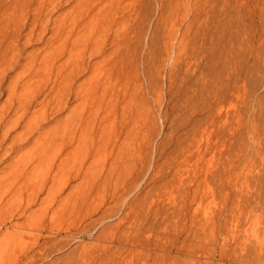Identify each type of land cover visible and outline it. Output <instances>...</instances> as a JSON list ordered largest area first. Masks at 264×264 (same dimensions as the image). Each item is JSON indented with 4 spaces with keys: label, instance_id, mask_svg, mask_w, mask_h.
<instances>
[{
    "label": "rangeland",
    "instance_id": "1",
    "mask_svg": "<svg viewBox=\"0 0 264 264\" xmlns=\"http://www.w3.org/2000/svg\"><path fill=\"white\" fill-rule=\"evenodd\" d=\"M189 1L192 0H0V264H264V0H232V13L221 22L223 28L218 30L221 44H217L223 51L218 55V70L222 77L219 118L214 124L216 127L211 121L207 125L202 122L198 137L196 135L202 144L193 146V155L198 160L194 157L196 163L191 159L194 162L189 161L192 163L190 167L182 166L183 170L188 167L186 176L182 170V179L184 176L187 179L184 177L182 182L177 179L176 183L166 169L160 172L163 175L152 171L160 162L158 148L163 145L162 151L166 153L174 129L172 104L166 101L170 98L168 68L171 67L166 58L175 49L182 29L179 23L191 5ZM88 20L91 21L89 24ZM77 30H82L77 38L78 44L74 42L79 35L75 36ZM230 30L233 32V47L230 46ZM136 31L139 33H134ZM159 31L163 38L159 39ZM134 34H139L138 39ZM90 35L97 38V46L90 44ZM139 37L143 39L137 41ZM134 40L139 45L144 43L143 46H137ZM149 40L152 46L145 45ZM162 42L166 45L161 46ZM158 46L164 49L161 52L163 59L159 53L162 48L160 50ZM125 47L131 54L139 50L143 54L154 48L152 58L156 76L153 81L157 79V84H163V87L156 82L147 87L148 80L144 73L140 74L141 88L147 90V93L143 92L145 100L150 98L148 102L151 101L150 105L146 101L151 109H147L151 116L147 115V123L156 121V126L154 122L148 123L150 128L148 124L142 126L130 162L128 159L126 163L119 161L112 169L109 163L113 153L106 145L107 141H103L108 138L102 139L103 131L107 136L106 131L98 128L100 120L106 118V104L95 103L89 97L83 100L73 97L83 91L81 83L84 80L95 74L104 75L107 62L110 66L116 56L125 53ZM155 49L160 51L156 53ZM91 55H94L92 62H98V66L86 70L73 85L70 81L66 83L67 91L63 90L61 64L66 61L70 66L81 58L88 60ZM63 93H66L65 97L70 96L65 100L68 107L65 109L61 101ZM71 108H76L77 112H72ZM87 113L90 124L88 120L83 121ZM96 116L100 120L95 119ZM80 126L85 128V134L93 129L97 132L95 137L102 133L100 142L98 138L89 139L83 133V137L78 135L81 140L78 136L72 139V131H79ZM68 138L72 144H67ZM93 138L97 140L94 149L91 146ZM143 141L150 146L145 147ZM61 142L65 143L62 145ZM73 146L75 152L71 158V154L68 155L65 165L61 164L60 159L64 157L61 154ZM81 149L83 153L79 155ZM87 152H95L93 155L96 154L97 158L93 156L92 159ZM99 158L102 161L107 159L106 166L101 165V160L96 163ZM84 159L86 161H82ZM141 167L146 172L143 170L141 178H137L136 170ZM79 168L82 174L77 175ZM191 168L197 172H189ZM74 169L77 173L72 177ZM86 171L93 173L89 175ZM97 172L101 177H96ZM105 172L109 175H104ZM152 173H155L154 178ZM103 175L109 181L99 182L100 179L106 180L102 179ZM189 175L192 180H188ZM111 177L115 178L111 180ZM151 183L158 185L154 187ZM169 184L178 185L180 189L173 186L176 191L169 193ZM182 184L197 186V192L190 190L191 187L183 190ZM166 185L170 189H165ZM163 189L169 191L161 193ZM165 198L170 204L172 202L170 209L167 208L169 213L160 207ZM174 204L177 209L171 213ZM158 206L161 209H157Z\"/></svg>",
    "mask_w": 264,
    "mask_h": 264
},
{
    "label": "bare ground",
    "instance_id": "2",
    "mask_svg": "<svg viewBox=\"0 0 264 264\" xmlns=\"http://www.w3.org/2000/svg\"><path fill=\"white\" fill-rule=\"evenodd\" d=\"M232 0H192V1H189V2H191V5L189 4V6L187 7V10H186V13H185V15H184V17L182 18V21H181V19L179 20V21H181V23H179L180 25L182 24V29H181V32H180V34H179V31L177 32V34H179L178 36V38H177V43H176V46H175V49L174 50H170L171 52H170V56L168 57V58H166V59H168V62L170 63L169 64V67L170 68H168V69H170V72H168V74H169V79H170V85H168L169 87V90H170V94H168V95H170L169 97V99H167V97H166V101H171V106H172V111H173V116H174V121H173V123H174V126H172V127H174V129L172 130V134L170 135L171 136V139L169 138V141L170 142H168V149L166 150V153L164 154L163 153V148H164V146L162 145V147H160L161 148V151H160V148H158V150H159V152H160V154H158L160 157V162L158 163V164H156L157 165V168L156 169H153L152 171L153 172H155L154 170H156V172L155 173H157V174H161V175H163L162 173L165 171V169L167 170V173L169 174V176H172V178H173V181H175L176 182V180L178 179V182L180 181V182H182L183 180H184V177L186 176V172H188V171H186L187 170V168L188 167H185L186 168V170H183L182 169V166L184 165L185 166V164H186V166H189L190 167V164H192L193 162L191 161V159L192 160H195V158L194 157H196V159L198 160V158H197V156H194L193 155V149H194V147L196 146V143H200V138L199 139H197V137H198V135H199V130H200V128H201V124H202V122H203V124H204V122H205V124L206 123H208V121H211V123L214 125L216 122H217V120H218V118H219V116H218V105H219V101H220V96H221V93H222V87H221V83L220 82H222V77H221V74H220V72H219V68H218V65H220V56H218L219 54H221L223 51H222V49H220L219 47L220 46H217V44L219 45V44H221L220 43V40H221V37H220V35H219V29H220V27H222L223 25H222V21L223 22H225L224 20L225 19H227V17L232 13V10H231V8H230V5H232L231 2ZM82 3V2H81ZM188 5V4H187ZM97 6V5H96ZM88 10V9H87ZM86 11V10H85ZM94 11V10H93ZM99 13V12H98ZM97 14V13H96ZM125 15V14H124ZM83 19V18H82ZM80 20V19H79ZM78 20V21H79ZM87 20V19H86ZM77 21V22H78ZM65 22V21H64ZM76 22V23H77ZM91 21L90 20H88L87 21V23L89 24ZM176 22V21H175ZM174 22V23H175ZM62 23H63V21H62ZM135 25V24H134ZM75 26V25H74ZM90 26V25H89ZM176 26V25H175ZM64 27V26H63ZM138 27V26H137ZM157 27V26H156ZM167 27H169V26H167ZM173 27H174V24H173ZM179 28V27H178ZM223 28V27H222ZM221 28V29H222ZM75 29V28H74ZM86 29H87V27H86ZM100 29H102V28H100ZM156 29V28H155ZM153 30V32L154 31H156V30ZM166 29V28H165ZM231 29V28H230ZM65 30V29H64ZM133 30V29H132ZM135 30V29H134ZM219 30V31H218ZM74 31V30H73ZM78 31V30H77ZM97 31H98V29H97ZM167 31V30H166ZM81 32H82V30H79L76 34H75V36H77L78 34V36L76 37V39H74V42H77V44H78V37L80 36V34H81ZM141 32V31H140ZM160 32V35H159V39H160V37L162 36L161 35V31H159ZM158 32V33H159ZM170 32V31H169ZM75 33V32H74ZM89 33H90V31H89ZM88 33V34H89ZM97 33V32H96ZM99 33V32H98ZM134 33H139V31H136V32H134ZM173 33V32H172ZM232 31L230 30V37L231 38H229L230 39V46H232L233 47V42H232V39H233V35H232ZM64 34H66V33H64ZM73 34V33H72ZM91 34V33H90ZM93 34H94V32H93ZM93 34H92V36H93ZM106 35H107V33H105ZM111 34V33H110ZM130 34H131V32H130ZM140 34H142V33H140ZM95 35V34H94ZM104 35V34H103ZM105 35V36H106ZM109 35V34H108ZM107 35V36H108ZM113 35V34H112ZM125 35H127V34H125ZM132 35V34H131ZM131 35H129V33H128V37L130 36L131 37ZM135 35V34H134ZM137 35H139V34H136L135 35V38H137L138 39V37H137ZM151 35V34H150ZM91 35H90V37H89V42H90V44L93 46V47H95V46H97L98 45V40H97V38L96 39H93V37H92ZM141 36V35H140ZM152 36V35H151ZM165 36V35H164ZM143 37V36H142ZM78 38V39H77ZM108 38V37H107ZM106 38V39H107ZM140 38V37H139ZM155 38H156V36H155ZM158 38V37H157ZM162 38H163V36H162ZM175 38H176V35H175ZM103 39H105V37L103 38ZM112 40L114 39V35H113V38H111ZM129 39V38H128ZM141 39H143V38H140L139 40H137V41H140ZM149 39V38H148ZM151 39V38H150ZM172 39H173V34H172ZM100 40V39H99ZM111 40V41H112ZM115 40H116V38H115ZM155 40V39H154ZM158 40V39H157ZM163 40H165V39H163ZM176 39H174V41H175ZM81 41V40H80ZM101 41V40H100ZM104 41V40H103ZM117 41H118V39H117ZM133 40H131V42H132ZM135 41V43L137 44L138 42H136V40H134ZM146 41V40H145ZM156 41V40H155ZM155 41H154V43H155ZM159 41V40H158ZM161 41V40H160ZM166 41V40H165ZM172 41V40H171ZM73 42V41H72ZM105 42H106V40H105ZM109 41H107V43H108ZM124 43H125V41H123ZM131 42H129L130 44H131ZM147 42H149L148 44H145V45H149L150 44V40L149 41H147ZM152 42H153V38H152ZM84 43V42H83ZM114 43H115V41H114ZM119 43H120V41H119ZM133 43V42H132ZM156 43H157V41H156ZM163 43L164 42H162V45L161 46H163ZM166 43V42H165ZM164 43V44H165ZM175 43V42H174ZM73 44V43H72ZM109 44H112L111 42L109 43ZM121 44H122V41H121ZM120 44V45H121ZM144 44V43H143ZM143 44H141L140 43V45L139 44H137V46L139 45V46H143ZM159 44V43H158ZM75 45H76V43H75ZM87 45H89V43H88V41H87ZM105 45V44H104ZM120 45H118L117 44V46H120ZM153 45V44H152ZM151 44H150V46H152ZM157 45V44H156ZM166 45V44H165ZM173 45V44H172ZM64 48L66 49V44L64 43ZM112 46V45H111ZM116 46V45H115ZM116 46V47H117ZM73 47V46H72ZM105 47H108V45L107 46H105ZM113 47V46H112ZM140 47V48H141ZM145 47V46H144ZM159 47V46H158ZM165 47H167V46H165ZM79 48V47H78ZM126 48V47H125ZM140 48H138V49H140ZM146 48H148V47H146ZM145 48V49H146ZM152 48V47H151ZM162 48V47H161ZM161 48L159 47V49L161 50ZM174 48V47H173ZM80 49V48H79ZM105 49V48H104ZM112 49V48H111ZM120 49V48H119ZM121 49H123V48H121ZM127 49V48H126ZM134 49V48H133ZM137 49V48H136ZM135 49V50H136ZM93 50V49H92ZM101 50V49H100ZM113 50V49H112ZM130 50V49H129ZM129 50L127 49L126 51H125V49H124V51H125V53H122V54H120V52H119V54L120 55H118V56H116L115 57V59H113L112 60V62L111 63H109V65L110 66H108V62H107V65H106V67H108L107 68V70L105 71V69L104 68H106L105 66H103V69H104V71L106 72L105 74H104V72H103V70L102 69H100V70H102V74H104V75H102V76H98V75H94L93 77H91L90 79H87V81L86 80H84L85 82H83V83H81V86H84V89H83V91L82 92H78V91H76V92H78V93H76L75 94V96L73 97V98H75V99H88L87 97H89L90 99H93V100H91V101H94L95 103H105L106 105H105V107H104V111H105V117L106 118H104L103 120L105 121V123H104V125L102 126V124H103V122L104 121H102V120H100L99 118H97V116L95 117V119L97 118V119H99L100 120V124H99V126H98V128H99V130L101 129V128H103L105 131H106V134H107V136H104V131H103V129H102V131H103V137L104 138H102V136H101V138L102 139H105V137H107L108 139L106 140H103V141H107V144L106 145H108V147L110 148V150H111V152L113 153L112 155H113V157L111 158V160H110V165H111V168L113 169V167H114V169H115V164H117L118 165V162L119 161H125V163L127 162L126 160L128 159L129 160V158L131 157V155H133L132 153L134 152V150H135V148L137 147V145H136V138L138 137V135L140 134V132L142 131V128L143 127H146L147 126V124L148 123H150V122H148L147 123V119H146V117H147V112L149 111V110H151V109H149L148 107H150V106H147L148 105V103L149 102H151V101H149L148 102V100L150 99L149 97V94H148V100H145V97H146V94L145 93H147L146 91H145V89H142L141 88V84H140V81L142 80H140V74L141 73H144V75H145V77H146V79L148 80V86L147 87H149V85L151 84V83H153L154 81H153V79H154V76H156V74H154V70H153V66H154V62H153V58L152 57H154L153 56V54H154V52H153V50H154V48H152V49H149L148 51L147 50H145V53H143V54H141L140 52L142 51H135V52H133L132 54L131 53H129ZM132 50V49H131ZM158 50V49H157ZM160 50H158V51H160ZM111 51V50H110ZM119 50H117V52H118ZM133 51V50H132ZM147 51V52H146ZM155 51H156V49H155ZM158 51H156V53H158ZM164 51V49L162 48V51H160L159 53H160V58L161 59H163L162 57H161V54L163 55V53H161V52H163ZM102 52V51H101ZM104 52V51H103ZM102 52V53H103ZM122 52V51H121ZM169 52V51H168ZM70 53H72V52H70ZM96 53V52H95ZM101 53V54H102ZM115 53V52H114ZM113 53V54H114ZM94 54V53H93ZM100 54V55H101ZM112 54V53H111ZM110 54V55H111ZM116 54V53H115ZM118 54V53H117ZM165 54V53H164ZM95 55V54H94ZM94 55H91V56H89L88 57V60H83V58H79L80 60H77V61H74L72 64H70V66H67V64H66V61H64L62 64H61V70H60V83L62 84V89L64 90V89H66L67 87H66V83L68 84V82L70 81V82H72V83H70V84H74L79 78H81L85 73H86V70H93L94 68H96L97 66H98V62H92V60H93V58H94ZM99 55V56H100ZM106 55V54H105ZM104 55V56H105ZM156 56H157V54H155ZM167 55V54H166ZM78 56H79V54H78ZM85 56H86V54H85ZM84 56V57H85ZM98 56V55H97ZM106 56H108V55H106ZM115 56V55H114ZM81 57V56H80ZM111 57V56H110ZM166 57V56H165ZM164 57V58H165ZM114 58V57H113ZM158 58V57H157ZM157 58H155V60H157ZM159 59V58H158ZM159 60V62L160 61H162V60ZM165 59V60H166ZM104 60H107L106 58L104 59ZM109 61H110V59H109ZM158 61V60H157ZM71 62V61H70ZM156 63H158V62H156ZM161 63V62H160ZM167 63V62H166ZM162 64V63H161ZM156 66H159V65H156ZM102 67V66H101ZM98 70V69H97ZM159 70V69H158ZM156 72V71H155ZM158 72H160V71H158ZM94 73V72H93ZM99 73V72H98ZM97 73V74H98ZM85 77V76H84ZM87 77V76H86ZM88 78V77H87ZM144 79V78H143ZM156 79V78H155ZM169 79H168V82H167V84H169ZM145 80V79H144ZM80 81V80H79ZM156 81H157V79H156ZM155 81V82H156ZM155 82H154V84H155ZM141 83H142V81H141ZM144 83L145 82H143V84L142 85H144ZM147 83V82H146ZM163 83V82H162ZM161 83V84H162ZM70 84H69V86H70ZM153 84V86H155ZM156 84H157V82H156ZM72 85L70 86V87H72ZM77 85V84H76ZM158 85V84H157ZM163 85V84H162ZM161 85V86H162ZM75 86V85H74ZM151 86V85H150ZM158 86H160V83H159V85ZM160 86V87H161ZM69 87V88H70ZM76 87V86H75ZM145 87V86H144ZM147 87H146V89H147ZM163 87V86H162ZM167 87V86H166ZM153 88V87H152ZM62 89H61V92H62ZM74 89H77V88H74ZM82 89V88H81ZM81 89H80V91H81ZM154 89V88H153ZM155 89H157V86H156V88ZM161 88H159V90H160ZM164 89V88H163ZM167 89V88H166ZM143 90V91H142ZM66 91H67V89H66ZM71 91V90H70ZM72 91H75V90H72ZM145 91V93H143ZM155 90H153L152 92H154ZM158 91V90H157ZM168 91V90H167ZM160 92V91H159ZM169 92V91H168ZM67 94H68V92H66ZM65 93V94H66ZM71 92H69V94H70ZM155 93H156V91L154 92V95L153 96H155ZM65 94L63 93V100H61L62 102V107L64 108V107H67V105L65 106V104H67V101H65L66 100V98L69 96H67V97H65ZM73 94V93H72ZM144 94H145V97H144ZM151 94V93H150ZM153 94V93H152ZM151 94V95H152ZM162 94L163 93H161L160 94V96H162ZM158 95V94H157ZM61 96H62V94H61ZM159 96V97H160ZM70 97V96H69ZM163 98V97H162ZM165 98V97H164ZM153 99H154V97H153ZM157 99V98H156ZM160 99V98H159ZM158 99V100H159ZM82 100L80 101V102H82ZM70 101V100H69ZM148 103H147V102ZM155 101L156 100H154V103H155ZM165 101V103H167ZM84 102H85V100H84ZM160 102H161V100H160ZM164 102V101H163ZM86 103H87V101H86ZM147 103V104H146ZM80 104V103H79ZM82 104V103H81ZM84 104V103H83ZM92 104H94V103H92ZM151 103H149V105H150ZM156 104V103H155ZM170 104V103H169ZM86 105V104H85ZM88 105V104H87ZM96 105V104H95ZM98 105V104H97ZM101 106H102V104H100ZM68 106H69V103H68ZM166 106V105H165ZM170 106V107H171ZM73 107H74V105H73ZM82 107H83V105H82ZM98 107V106H97ZM157 107V106H156ZM161 107V106H160ZM62 108V109H63ZM68 108V107H67ZM67 108H66V110H67ZM80 108V107H79ZM91 108V107H90ZM152 108V107H151ZM165 108V107H164ZM65 109V108H64ZM64 109L62 110V111H64ZM72 109V108H71ZM76 108H74V109H72V112L73 111H76L75 110ZM93 108H91V110H92ZM100 110H102L103 109V106H102V109L101 108H99ZM147 109H149V110H147ZM77 110H78V108H77ZM84 110H85V108H84ZM90 110V111H91ZM157 110H159V109H157ZM156 110V111H157ZM71 111V110H70ZM83 111V110H82ZM99 111V110H98ZM97 111V112H98ZM163 111H165V110H163ZM162 111V112H163ZM171 111V112H172ZM77 112V111H76ZM87 112V111H86ZM151 112V111H150ZM152 112H153V110H152ZM83 113V112H82ZM82 113H80V114H82ZM93 113V112H92ZM95 113V112H94ZM93 113V114H94ZM101 113H102V111H101ZM153 113H155V111L153 112ZM160 113V112H159ZM164 113V112H163ZM165 113H166V111H165ZM69 114H70V112H69ZM79 114V113H78ZM77 114V115H78ZM97 114H99V112L97 113ZM150 114V113H149ZM103 115V114H102ZM102 115H101V117H102ZM155 115V114H154ZM167 117H168V114L166 113L165 114ZM81 116V115H80ZM86 116V115H85ZM84 116V117H85ZM90 116H92V115H90ZM104 116V115H103ZM149 116V115H148ZM173 116H172V118H173ZM69 116H67V118H68ZM71 117V116H70ZM73 117V116H72ZM75 117H76V115H75ZM87 117V118H86ZM85 118L86 119H83V121L84 120H88V117H89V114L87 113V116H86ZM150 118H151V116H149ZM160 117H161V115H160ZM171 117V116H170ZM94 118V117H93ZM164 118L166 119V117L164 116ZM62 119V118H61ZM80 119V118H79ZM82 119H81V121H82ZM153 119V118H152ZM163 119V118H162ZM164 119V120H165ZM168 119V118H167ZM69 120V119H68ZM75 120V119H74ZM78 120V119H77ZM94 120V119H93ZM149 120V119H148ZM169 121H170V118L168 119ZM91 119L90 120H88L87 122H88V124H90L91 122ZM98 121V120H97ZM152 121V120H151ZM69 122V121H68ZM77 122V121H76ZM79 122V121H78ZM152 122H154V121H152ZM151 122V123H152ZM156 122V121H155ZM155 122H154V124H155ZM172 122V121H171ZM150 123V124H151ZM167 123V122H166ZM62 124H64V123H62ZM74 124V123H73ZM86 124V123H85ZM153 124V123H152ZM172 124V123H171ZM82 125V124H81ZM87 125V124H86ZM94 125V124H93ZM207 125V124H206ZM66 126L68 127V125L66 124ZM65 125L63 126L62 125V127H66ZM84 126V125H83ZM92 126V125H91ZM95 126V125H94ZM93 126V127H94ZM143 126V127H142ZM152 126V125H151ZM156 126V124L154 125V127ZM212 126V125H211ZM215 127L217 126V124L216 125H214ZM61 127V128H62ZM66 127V128H67ZM78 127V126H77ZM148 127L150 128V126H149V124H148ZM153 127V126H152ZM208 127V126H207ZM209 127H210V124H209ZM213 127V126H212ZM63 128V129H64ZM65 128V129H66ZM71 128V127H70ZM70 128H69V130H70ZM73 128H75L74 126H73ZM87 128V127H86ZM96 128V127H95ZM156 128H158V127H156ZM205 128V130H207L206 129V127H204ZM214 128V127H213ZM85 129V128H84ZM84 129L83 128H81V126H80V129H78L77 128V130H79L80 131V133L79 134H77L79 131H75V130H73L72 131V139H75L76 138V136H78V135H80V137L82 136V133L83 134H85L84 133ZM89 129V128H88ZM97 129V128H96ZM144 130H145V128H144ZM148 130V129H147ZM154 130V129H153ZM156 130V129H155ZM216 130V129H215ZM86 131V130H85ZM97 131V130H96ZM146 131V130H145ZM167 131V130H166ZM60 132H61V130H60ZM74 132V133H73ZM101 132V131H100ZM150 132V131H149ZM202 132H204V131H202ZM215 132V131H214ZM62 133V132H61ZM94 133H97V132H95V130L93 129V130H91L90 132H88L87 134H85V137H87V136H89L88 138L90 139V137H95V135H94ZM152 133H154L153 131H152ZM152 133H150V134H152ZM166 133H168V132H166ZM198 133V134H197ZM201 133V132H200ZM63 134V133H62ZM69 134V132L67 133V131H66V136ZM100 133H99V135H101ZM142 134V133H141ZM169 134V133H168ZM202 134V133H201ZM61 135V134H60ZM64 135V134H63ZM99 135H98V137H95L99 142H100V139H99ZM154 135V134H153ZM166 135V134H165ZM164 135V136H165ZM196 135H197V137H196ZM142 136H143V134H142ZM145 136V135H144ZM67 137H69V135L67 136ZM80 137L78 136V139H80ZM83 137V136H82ZM195 137H196V139H195ZM145 138V137H144ZM164 138H166V137H164ZM163 138V139H164ZM167 138H168V136H167ZM166 138V139H167ZM65 139H67L66 137H65ZM69 139V138H68ZM77 139V140H78ZM83 139V138H82ZM87 139V138H86ZM147 139H149L148 138V136H147ZM162 139V140H163ZM81 140V139H80ZM79 140V142H82V141H80ZM85 140V139H84ZM88 140V139H87ZM94 140V141H93ZM93 140H92V144L90 143V140H89V143L91 144V146H93V144H94V142L96 143V141H95V139L93 138ZM197 140H199V141H197ZM62 141V140H61ZM71 141H73V140H71ZM140 141V140H139ZM145 141H147V140H145ZM164 141H165V139H164ZM195 141H197V142H195ZM67 142V144L69 143V144H72V142L70 143V139H69V142L68 141H66ZM79 142H78V145H79ZM99 142L97 143V144H99ZM162 142V141H161ZM194 142H195V144H194ZM215 142V141H214ZM62 143V142H61ZM63 143H65V142H63ZM63 143H62V145H63ZM75 143H76V141H75ZM83 143H84V141H83ZM88 143V144H89ZM102 143L103 142H101L100 143V148H101V145H102ZM150 143V142H149ZM162 143H164V142H162ZM167 143V142H166ZM216 143V142H215ZM140 144H141V142H140ZM147 144H148V141H147ZM202 143H200V145H201ZM74 145V144H73ZM77 145V144H76ZM84 145V144H83ZM143 145H146V142L144 143V141H143ZM143 145H142V147H143ZM152 145H154V143L152 144ZM160 145H161V143H160ZM164 145H165V143H164ZM208 145H210V143L208 144ZM207 145V146H208ZM215 145V144H214ZM88 146V145H87ZM90 146V147H91ZM136 146V147H135ZM150 146V144L147 146H145V147H149ZM166 146V145H165ZM194 146V147H193ZM207 146H205L206 147V149H208L207 148ZM213 146V145H212ZM211 146V147H212ZM63 148H64V146H62ZM65 147H67V146H65ZM80 147V146H79ZM83 147V146H82ZM94 147L95 146H93V149H94ZM107 147V146H106ZM106 147L104 148L105 149V151H106ZM107 147V149H109ZM141 147V148H142ZM197 147H198V145H197ZM63 148H62V150H63ZM75 146H73L70 150L68 149V152H63L61 155H63L64 154V157L62 158V159H60L61 161V164H64L65 165V160L67 159V157H68V155L69 154H71L70 155V158H71V156L73 155V153L75 152ZM84 148V147H83ZM82 148V149H83ZM97 148V147H96ZM98 148H99V145H98ZM99 148V149H100ZM103 148V147H102ZM101 148V149H102ZM144 148V147H143ZM142 148V149H143ZM167 148V147H166ZM165 148V149H166ZM82 149H81V151L79 152V155H81L82 153H83V151H82ZM85 149H89V148H85ZM99 149H97V150H99ZM151 149H155V148H151ZM164 149V150H165ZM205 149V148H204ZM62 150H61V152H62ZM65 150V149H64ZM90 150H92L91 148L89 149V151ZM97 150H94V151H96L97 152ZM146 151H147V149H145ZM157 150V151H158ZM65 151H67V150H65ZM133 151V152H132ZM156 151V152H157ZM200 151V150H199ZM202 151H203V149H202ZM201 151V152H202ZM78 152V151H77ZM82 152V153H81ZM102 152V151H101ZM148 152V151H147ZM150 152V151H149ZM158 152V153H159ZM205 152V151H204ZM65 153H66V155H65ZM84 153H85V150H84ZM92 153V152H91ZM90 152H89V154L91 155V157H93L94 155V153L93 154H91ZM98 153V152H97ZM104 153V154H103ZM140 153H141V150H140ZM139 153V154H140ZM151 153H153V152H151ZM196 153V152H195ZM87 154H88V152H87ZM88 154V155H89ZM99 154V153H98ZM102 154L103 155H105V152H102ZM108 153H106V155H107ZM111 154V153H110ZM110 154H108V156L110 155ZM150 154V153H149ZM154 154V153H153ZM164 154V155H163ZM61 155H60V157L59 158H61ZM89 155V156H90ZM138 155V153L136 154V156ZM83 156V155H82ZM87 156V155H86ZM95 156H96V158H97V155L95 154ZM94 156V157H95ZM111 156V155H110ZM157 156V155H156ZM155 156V157H156ZM74 157V156H73ZM84 157H85V155H84ZM88 157V156H87ZM94 157L92 158V159H94ZM103 156H101V158H102ZM105 157H107V156H105ZM199 157V156H198ZM58 158V159H59ZM75 158V157H74ZM86 158V157H85ZM89 159V158H88ZM104 159V158H103ZM109 159V158H108ZM136 158H134L133 159V161L135 160ZM76 160V159H75ZM80 160V159H79ZM90 160H91V158H90ZM89 160V161H90ZM99 160H101L102 161V159H96V163H97V161H99ZM107 159H105V161H106ZM131 160H132V158H131ZM138 160V159H137ZM157 160V159H156ZM82 161H86L85 159L84 160H82ZM89 161H87V162H89ZM95 161V160H94ZM104 161V160H103ZM101 162L102 164L101 165H104V166H106L105 165V163L107 162ZM136 161V160H135ZM152 161V160H151ZM189 161H191L192 163H189ZM75 162H77V161H75ZM81 162V161H80ZM129 162H130V160H129ZM154 162H155V159H154ZM153 162V163H154ZM68 163V162H67ZM79 163V162H78ZM83 162H81L80 164H82ZM89 163H91V161L89 162ZM108 163V162H107ZM125 163H124V165H125ZM133 163V162H132ZM152 163V164H153ZM187 163H189V165H187ZM194 163H196V160H195V162ZM80 164L78 165V166H80ZM92 164H93V162H92ZM92 164H91V166H92ZM123 164V163H122ZM122 164H120L121 166H122ZM131 164V163H130ZM135 164H136V162H135ZM63 165V166H64ZM96 165V164H95ZM100 164H98V166L100 167L101 166ZM110 165H108L107 166V168H109V171H111L110 170ZM119 165V166H120ZM133 165H134V163H133ZM150 165H151V163H150ZM155 165V164H154ZM58 166H60V164H58ZM82 166V165H81ZM84 166V165H83ZM87 166V165H86ZM86 166H84L85 167V169H86ZM104 166H102L103 168H104ZM119 166H116V167H118L119 168ZM128 166H129V163H128ZM127 166V167H128ZM135 166V165H134ZM147 166V165H146ZM183 166V167H184ZM194 166H196V165H194ZM193 166V167H194ZM74 168H75V166H73ZM83 167V168H84ZM89 167H90V165H89ZM94 167V166H93ZM122 167H124V166H122ZM133 167V166H132ZM143 167V166H142ZM141 167V169L138 171V170H136V173H135V175H137V178H139L140 176H142L141 174L143 173V168H145V166L142 168ZM197 167H198V165H197ZM197 167L195 168V169H197ZM61 168V167H60ZM64 168H65V166H64ZM63 168V169H64ZM80 168H82V167H80ZM80 168H79V174H77V175H80V174H82V172L80 173ZM87 168H88V166H87ZM102 168V169H103ZM106 168V167H105ZM118 168H116V170L118 169ZM153 168H154V166H153ZM194 168H191V170L189 171V172H192V170H194L195 171V169ZM84 169V170H85ZM98 169V168H97ZM97 169H96V171H97ZM125 169V168H124ZM129 169H131V167L129 168ZM149 169V168H148ZM91 170H92V167H91ZM98 170H100V169H98ZM146 170V169H145ZM144 170V173L146 172ZM164 170V171H163ZM184 171V173H185V176L183 177V179H182V176H183V174L184 173H182L183 171ZM189 170V169H188ZM61 171H62V169H61ZM78 171V170H77ZM92 171H94V170H92ZM108 171V170H107ZM108 171V172H109ZM119 171V170H118ZM125 171V170H124ZM138 171V172H137ZM162 171V173H160ZM186 171V172H185ZM214 171H216L215 169L212 171L213 172V174L215 175V173L216 172H214ZM87 172V171H86ZM113 172V171H112ZM119 172H121V171H119ZM117 173L118 175L120 174V173ZM195 172H197V170L195 171ZM68 173H70V172H68ZM76 173L77 172H75V169H74V173L72 172L71 174H72V177H75V175H76ZM83 173H84V171H83ZM88 174L89 173H93V172H87ZM99 173L102 175V173L99 171ZM99 173L97 172V174L98 175H96V177H101L100 175H99ZM114 173H116V172H114ZM122 173V172H121ZM155 173H152V174H154V175H152L151 174V176H153V178H154V176H155ZM74 174V175H73ZM85 174V173H84ZM95 174V173H94ZM93 174V175H94ZM105 174H108L109 175V173H104V175ZM116 174V175H117ZM165 174V173H164ZM190 174V173H189ZM198 174V173H197ZM89 175H91V174H89ZM104 175L102 176V179L104 180V179H106L105 181H102L101 179H100V181L99 182H101V183H103V182H106L107 180L109 181V179H107V178H105L104 177ZM120 175H122V174H120ZM193 176H195L194 175V173L192 174ZM69 176V175H68ZM71 176V175H70ZM107 176V175H106ZM112 176V175H111ZM115 176V175H114ZM139 176V177H138ZM157 176V175H156ZM160 176V175H159ZM82 177V176H81ZM104 177V178H103ZM119 176H117V178H118ZM167 176H165V178H166ZM198 177V176H197ZM78 178V177H77ZM110 178V177H109ZM112 178H115V177H111V180H112ZM116 178V179H117ZM134 178H136L135 176H134ZM141 178V177H140ZM158 178V177H157ZM161 178V177H160ZM163 178V177H162ZM169 178V177H168ZM168 178H167V180H168ZM172 178H169V180H171ZM186 179H187V177H185ZM195 178H196V176H195ZM70 179V178H69ZM76 179V178H75ZM97 179H99V178H97ZM156 179V178H155ZM175 179V180H174ZM157 180V179H156ZM160 180V179H159ZM162 180V179H161ZM188 180H192V178H190V175H189V179ZM165 181V180H164ZM168 182V181H167ZM178 182H176V183H178ZM152 183H153V181H152ZM151 183V186L153 185L154 187H155V185H158L157 183H155V184H152ZM159 183V182H158ZM161 183V182H160ZM159 183V185H161ZM164 183V182H163ZM172 183H174V182H172ZM171 183V184H172ZM171 184H169V187H171V190L169 191V193L170 192H172V190H175L177 187H178V185H177V187H176V185H174L173 184V186H175L174 188L175 189H173L172 187L173 186H170ZM180 185V184H179ZM186 184H182L181 186H182V189L183 190H187V189H189V187H191L190 188V190H193V191H196L197 192V189H198V187L197 186H191V185H189V186H185ZM139 185H137L136 186V188L138 187ZM167 186V185H166ZM166 186H164V187H166ZM180 187V186H179ZM178 187V188H179ZM178 188L176 189V190H178ZM134 189V188H133ZM162 189V188H161ZM165 189H170V188H168V186H167V188H165ZM165 189H163L162 191L161 190H159V191H161V193L165 190ZM180 189V188H179ZM175 190V191H176ZM155 191V190H154ZM168 191H164L163 193H165V192H168ZM196 192H195V194H196ZM168 193V194H169ZM158 194V193H157ZM166 194V193H165ZM159 195V194H158ZM157 195V196H158ZM161 195V194H160ZM163 196H165V195H163ZM154 197V196H153ZM162 197V196H161ZM161 197H159V198H161ZM168 197V196H167ZM166 197V198H167ZM159 198H157L158 199V201H159ZM165 198V199H166ZM162 199H163V197H162ZM164 199V201L162 200V202L163 203H165V201L167 200H165ZM169 203V200H167L166 201V203ZM161 203V202H160ZM163 203H161V206L160 207H163V209H164V211L166 210V211H168L167 210V208H169L170 207V205L172 204V202H171V204L169 203V204H167L166 205V203L165 204H163ZM157 205H158V203H157ZM175 205V206H174ZM173 206L175 207V208H173V210L171 211V213H174L175 211H176V209H177V207H176V204H174ZM154 206H156V204L154 205ZM153 206V207H154ZM157 207V206H156ZM159 206H158V208L157 209H161ZM156 209V208H155ZM170 209V208H169ZM157 211V210H156ZM155 211V212H156ZM159 211H161V210H159ZM158 212V211H157ZM162 212V211H161ZM161 212H158V213H161ZM163 213V212H162ZM168 213H169V211H168ZM167 215V214H166ZM164 217H166V216H164ZM164 217H162V218H164ZM161 219V218H160ZM162 221H163V219H162ZM161 221V222H162Z\"/></svg>",
    "mask_w": 264,
    "mask_h": 264
}]
</instances>
